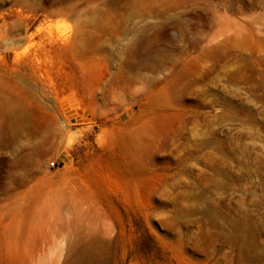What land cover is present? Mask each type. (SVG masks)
<instances>
[{"label": "rangeland", "instance_id": "rangeland-1", "mask_svg": "<svg viewBox=\"0 0 264 264\" xmlns=\"http://www.w3.org/2000/svg\"><path fill=\"white\" fill-rule=\"evenodd\" d=\"M0 264H264V0H0Z\"/></svg>", "mask_w": 264, "mask_h": 264}, {"label": "bare ground", "instance_id": "bare-ground-1", "mask_svg": "<svg viewBox=\"0 0 264 264\" xmlns=\"http://www.w3.org/2000/svg\"><path fill=\"white\" fill-rule=\"evenodd\" d=\"M198 19L200 20V18L198 17ZM203 21V20H202ZM24 130V128L21 126V125H19V126H17L16 127V129L14 130V134H16V133H19V132H21V131H23ZM2 132V131H1ZM12 136V135H11ZM6 142V141H5ZM2 145H4V143H1Z\"/></svg>", "mask_w": 264, "mask_h": 264}, {"label": "built area", "instance_id": "built-area-1", "mask_svg": "<svg viewBox=\"0 0 264 264\" xmlns=\"http://www.w3.org/2000/svg\"><path fill=\"white\" fill-rule=\"evenodd\" d=\"M51 165H52V166H56L55 162H52Z\"/></svg>", "mask_w": 264, "mask_h": 264}]
</instances>
